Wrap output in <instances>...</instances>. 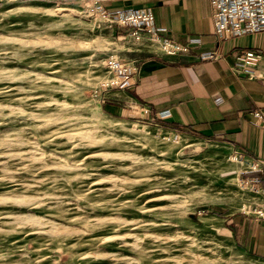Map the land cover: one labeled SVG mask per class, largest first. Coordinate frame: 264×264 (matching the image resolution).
Masks as SVG:
<instances>
[{
	"label": "rangeland",
	"instance_id": "obj_1",
	"mask_svg": "<svg viewBox=\"0 0 264 264\" xmlns=\"http://www.w3.org/2000/svg\"><path fill=\"white\" fill-rule=\"evenodd\" d=\"M94 1L0 0V264H249L246 165L102 110L105 61L141 47Z\"/></svg>",
	"mask_w": 264,
	"mask_h": 264
},
{
	"label": "crops",
	"instance_id": "obj_2",
	"mask_svg": "<svg viewBox=\"0 0 264 264\" xmlns=\"http://www.w3.org/2000/svg\"><path fill=\"white\" fill-rule=\"evenodd\" d=\"M111 18L146 10L156 35L189 49L188 55L166 56L153 47L130 52L139 60V76L127 85L102 87L98 100L110 117H142L157 127L204 144L218 145L246 165L240 180L264 191V128L253 112L264 109L263 67L245 73L232 70L234 56L248 48H264V35H247L217 45L207 0H125L106 2ZM123 31L124 29L121 28ZM217 50L220 61L200 56ZM244 75V76H243ZM256 164L251 170L248 164ZM243 165V166H244ZM260 199L254 196L249 206ZM227 230L249 264H264V219L230 215Z\"/></svg>",
	"mask_w": 264,
	"mask_h": 264
},
{
	"label": "built area",
	"instance_id": "obj_3",
	"mask_svg": "<svg viewBox=\"0 0 264 264\" xmlns=\"http://www.w3.org/2000/svg\"><path fill=\"white\" fill-rule=\"evenodd\" d=\"M125 0H95L96 13L99 17L107 20L126 32V38L135 44L144 47H155L160 54L166 56L188 55L187 47L178 45L172 41L158 37L153 29V15L146 10L134 11L128 14H120L111 18L101 11V5L106 2ZM180 1V0H177ZM209 3L213 35L217 45L223 42H230L247 35H264V0H207ZM147 48V49H148ZM202 60L220 61L222 55L217 50L210 51L200 56ZM110 78L102 86H116L121 82L127 85L130 80L135 81L139 76V62L130 59L127 62L118 61L110 57L105 61ZM258 66L263 67L264 73V48H248L240 51L234 56L232 70L235 73L248 74ZM257 124L264 128V109L253 112ZM242 161L241 158H238ZM247 167L256 169V164L250 163ZM239 185L254 196L260 197L257 204L249 206V212L243 213L254 219H264V191L251 187L252 181L240 180Z\"/></svg>",
	"mask_w": 264,
	"mask_h": 264
},
{
	"label": "water",
	"instance_id": "obj_4",
	"mask_svg": "<svg viewBox=\"0 0 264 264\" xmlns=\"http://www.w3.org/2000/svg\"><path fill=\"white\" fill-rule=\"evenodd\" d=\"M243 76H244V75H243ZM191 218H192V219H194V217H193V216H191Z\"/></svg>",
	"mask_w": 264,
	"mask_h": 264
}]
</instances>
